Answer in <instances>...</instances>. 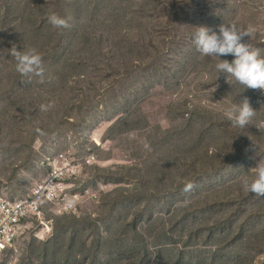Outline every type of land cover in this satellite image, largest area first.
I'll list each match as a JSON object with an SVG mask.
<instances>
[{
    "label": "rangeland",
    "instance_id": "rangeland-1",
    "mask_svg": "<svg viewBox=\"0 0 264 264\" xmlns=\"http://www.w3.org/2000/svg\"><path fill=\"white\" fill-rule=\"evenodd\" d=\"M222 23L251 28L241 42L264 57V0H0V197L26 193L56 153L96 157L71 188L109 186L76 213L52 211L4 263L264 264V195L242 188L264 132L225 115L247 97L264 121V91L228 83L215 66L234 55L191 38ZM30 48L43 82L16 71L13 49Z\"/></svg>",
    "mask_w": 264,
    "mask_h": 264
},
{
    "label": "clouds",
    "instance_id": "clouds-1",
    "mask_svg": "<svg viewBox=\"0 0 264 264\" xmlns=\"http://www.w3.org/2000/svg\"><path fill=\"white\" fill-rule=\"evenodd\" d=\"M47 19L48 23H50L55 28L71 27L68 19L63 18L56 13L50 14ZM218 27V32H210V29L207 26L196 27V30L192 33L191 36L192 42L195 45L196 50L201 54L207 56L219 57L221 55L228 54L234 55L235 58L231 62H229L228 60L220 59L221 62L217 63L215 66L217 71L226 74L228 83V77H231L235 82L242 85L243 89L250 88L253 90L258 89L264 91V57L261 56L259 49H250L247 43L241 42L243 37H250L252 35V29L249 28L246 30H241L235 24L225 23L220 24ZM11 54L15 57L16 60V71L20 73L21 76L27 78L25 82H31L33 76L40 77L41 82H43V58L35 48H30L24 52H21L17 49H13ZM49 79H51V77H49ZM214 90L215 89L213 88V91ZM52 107L53 105L51 103L47 105L42 104L40 105V110L47 112ZM225 115L233 127L245 129L249 125L254 124L260 130V132H264V121L256 122L253 119L256 115V110L252 107L247 97H245L238 106H233L231 109H229ZM251 141L252 144L249 146V149L257 152L259 146L252 139ZM93 165H96V162L93 163ZM255 168L256 172L254 178H252L251 180L247 177L243 178L242 188L245 192L255 193L258 196L264 195V163H258ZM79 181L81 183V180ZM195 187L196 185L193 182H188L184 185L182 190L184 192H191ZM82 188H85V186H82ZM83 206L79 208V211L82 209ZM52 211L55 210H51L49 207H45L43 215L35 219L34 224L29 229L30 232L35 227V222H37V220L44 222L47 221L49 217L51 220V216L55 213H70L57 211L53 213ZM41 218H44V220H42ZM27 233H25L24 235H26ZM20 237L14 240V242L10 246L6 247V249L0 256V264H7L9 261H12L11 258H8L6 260V263H4L3 257L6 251L11 250L13 248V245Z\"/></svg>",
    "mask_w": 264,
    "mask_h": 264
},
{
    "label": "built area",
    "instance_id": "built-area-1",
    "mask_svg": "<svg viewBox=\"0 0 264 264\" xmlns=\"http://www.w3.org/2000/svg\"><path fill=\"white\" fill-rule=\"evenodd\" d=\"M95 162L94 155H50L47 175L27 193L13 199L0 198V256L7 246L28 232L35 219L43 215L45 207L57 212H76L84 204L97 201L101 192L108 190V185L101 183L96 190L82 186L71 188L73 182H79L85 175V168ZM86 163L90 164L86 166Z\"/></svg>",
    "mask_w": 264,
    "mask_h": 264
},
{
    "label": "trees",
    "instance_id": "trees-1",
    "mask_svg": "<svg viewBox=\"0 0 264 264\" xmlns=\"http://www.w3.org/2000/svg\"><path fill=\"white\" fill-rule=\"evenodd\" d=\"M96 143L98 144V142L96 141ZM47 161V160H46ZM99 167V165H91V167H89V171L92 173L93 169ZM97 202V201H96ZM48 222L51 223L50 217L47 220ZM42 222L40 220H37V222H35V225L39 226V224H41Z\"/></svg>",
    "mask_w": 264,
    "mask_h": 264
}]
</instances>
